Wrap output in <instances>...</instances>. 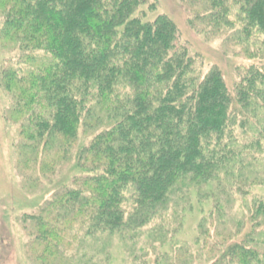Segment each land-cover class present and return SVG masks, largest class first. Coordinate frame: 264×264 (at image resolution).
<instances>
[{
    "label": "trees",
    "instance_id": "16d2710c",
    "mask_svg": "<svg viewBox=\"0 0 264 264\" xmlns=\"http://www.w3.org/2000/svg\"><path fill=\"white\" fill-rule=\"evenodd\" d=\"M182 1L194 29L259 60L232 91L152 17L155 0H0L21 158L80 171L32 218L43 264H60L74 226L81 264L107 263L114 239L133 264H264V0ZM172 208L198 210L190 242L163 223Z\"/></svg>",
    "mask_w": 264,
    "mask_h": 264
},
{
    "label": "rangeland",
    "instance_id": "374dc122",
    "mask_svg": "<svg viewBox=\"0 0 264 264\" xmlns=\"http://www.w3.org/2000/svg\"><path fill=\"white\" fill-rule=\"evenodd\" d=\"M155 12L151 15H165L177 26L181 41L187 43L190 53L200 57L202 63L201 73L205 76L212 68L218 67L232 91L239 84L243 73L251 65H258V59L242 52L240 45H226L222 35L206 34L194 29L190 25V14L182 0H155ZM146 11L148 8H145ZM0 20V30L2 28ZM217 36V37H216ZM19 53L13 46H3L0 43V264H43L42 260L34 254L32 244L36 240L33 236L32 218L37 215L44 204L57 192L61 191L75 179L80 171L77 161L57 155L54 172L51 168L35 163L29 159L27 163L21 158L20 147L24 143L21 136L22 125L19 120L12 118L11 97L2 74L15 71ZM11 88H9L10 90ZM50 148L44 152L45 160H49ZM51 158L53 156L51 155ZM41 160V161H42ZM258 194L261 191L255 190ZM255 193V194H256ZM248 199V203L251 202ZM195 200H193L194 202ZM198 210H188L183 214L173 208L162 219L170 227L171 233L177 230L175 241L177 243L189 241L194 237ZM177 212V213H176ZM161 222L153 223L138 233L141 243L148 241L152 232L163 225ZM71 236H77V243L60 252V264H72V261L82 263L79 228L74 226L70 230ZM80 242V243H79ZM79 243V244H78ZM93 243L91 239L83 244ZM144 246V245H143ZM160 248V245H158ZM142 255V254H140ZM151 262L157 258L149 254ZM109 260L105 264H133L127 254L125 246L117 239L112 242ZM75 260H74V259ZM156 258V259H155ZM95 263V262H94Z\"/></svg>",
    "mask_w": 264,
    "mask_h": 264
}]
</instances>
